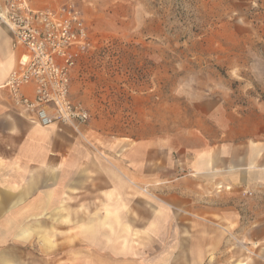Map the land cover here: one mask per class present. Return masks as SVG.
I'll list each match as a JSON object with an SVG mask.
<instances>
[{
    "label": "crops",
    "instance_id": "crops-1",
    "mask_svg": "<svg viewBox=\"0 0 264 264\" xmlns=\"http://www.w3.org/2000/svg\"><path fill=\"white\" fill-rule=\"evenodd\" d=\"M12 43L0 21V264H264V98L217 102L212 129L185 137L180 174L172 140L112 153L84 125L17 113Z\"/></svg>",
    "mask_w": 264,
    "mask_h": 264
},
{
    "label": "rangeland",
    "instance_id": "rangeland-1",
    "mask_svg": "<svg viewBox=\"0 0 264 264\" xmlns=\"http://www.w3.org/2000/svg\"><path fill=\"white\" fill-rule=\"evenodd\" d=\"M74 1L90 46L73 69L70 95L89 111L80 125L100 148L104 140L112 153L120 141L130 148L172 140L183 174L185 137L194 127L212 129L217 102L229 111L264 98V0ZM139 187L153 198L150 186Z\"/></svg>",
    "mask_w": 264,
    "mask_h": 264
},
{
    "label": "built area",
    "instance_id": "built-area-1",
    "mask_svg": "<svg viewBox=\"0 0 264 264\" xmlns=\"http://www.w3.org/2000/svg\"><path fill=\"white\" fill-rule=\"evenodd\" d=\"M0 21L12 33L13 47L22 50L19 67L5 83L14 106L41 126L85 123L89 111L70 95L73 69L90 46L75 1L39 8L29 0H0ZM26 87H32L31 94Z\"/></svg>",
    "mask_w": 264,
    "mask_h": 264
}]
</instances>
